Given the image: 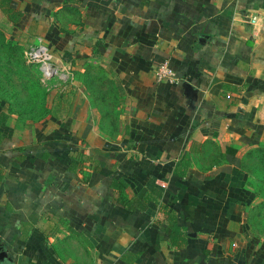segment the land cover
<instances>
[{
  "label": "crops",
  "instance_id": "1",
  "mask_svg": "<svg viewBox=\"0 0 264 264\" xmlns=\"http://www.w3.org/2000/svg\"><path fill=\"white\" fill-rule=\"evenodd\" d=\"M10 7L21 16L0 11V74L41 42L66 75L40 74L45 113L34 119L17 109L20 94H0L10 264H264L241 166L264 145V0ZM165 62L175 79L159 82ZM97 70L117 87L115 116L89 95Z\"/></svg>",
  "mask_w": 264,
  "mask_h": 264
},
{
  "label": "rangeland",
  "instance_id": "2",
  "mask_svg": "<svg viewBox=\"0 0 264 264\" xmlns=\"http://www.w3.org/2000/svg\"><path fill=\"white\" fill-rule=\"evenodd\" d=\"M1 48V46H0ZM4 49H0V56ZM15 51H17L15 49ZM16 53V52H15ZM2 59L0 58V63ZM13 62V63H12ZM5 70L8 72L0 74V94L4 97L20 94V98L24 97V101L20 100L17 102V109L20 112L22 108V103H24L27 98L28 91H23V84L25 82H35L38 75L37 69L26 65L24 58H14L12 61L5 59ZM23 66L27 67V74L23 70ZM91 66L87 65L86 67ZM87 85L88 92L92 98L93 105L95 108L103 112L104 109L112 110V115H116L117 103L120 101V97L117 92V87L107 78V76L102 73L101 70H97L96 73L92 75V78L88 81ZM113 97L111 100L112 105L106 104L104 97ZM37 113V111H35ZM23 115H28L27 112L22 113ZM113 127H116V120ZM241 166L244 171L249 176V185L256 192L258 197V203L253 209L252 217V227L255 235L264 241V145L251 149L250 151L244 152L242 154Z\"/></svg>",
  "mask_w": 264,
  "mask_h": 264
},
{
  "label": "built area",
  "instance_id": "3",
  "mask_svg": "<svg viewBox=\"0 0 264 264\" xmlns=\"http://www.w3.org/2000/svg\"><path fill=\"white\" fill-rule=\"evenodd\" d=\"M250 22L252 25H255V17H253ZM260 28L264 30V21H262ZM24 60L26 64L37 67L38 70L41 72L44 80L56 76H66L64 74H60L57 65H55L53 61L52 52L46 45L41 42L28 47L24 51ZM155 78L159 82L170 81L175 79V74L169 67L168 63L165 62L156 68Z\"/></svg>",
  "mask_w": 264,
  "mask_h": 264
},
{
  "label": "trees",
  "instance_id": "4",
  "mask_svg": "<svg viewBox=\"0 0 264 264\" xmlns=\"http://www.w3.org/2000/svg\"><path fill=\"white\" fill-rule=\"evenodd\" d=\"M10 1L11 0H0V11L7 17V19L12 23V24H17L18 20L20 19V14L13 8L10 7ZM0 37L3 38V34L0 32ZM27 66L30 67H35L33 65H28ZM23 70L25 71V73L27 74V67L23 66ZM37 69V79L35 82H25V84H23V91H28L27 94V98L24 103H22V108H20V112L25 113L27 112L28 115H30L29 117H31L32 119L40 117L41 115H43L45 113V107H44V103H45V99L47 96V90L46 87L41 83L40 81V71L38 70L37 67H35ZM24 101V100H23ZM35 111H37V113H35ZM34 115V118L33 116Z\"/></svg>",
  "mask_w": 264,
  "mask_h": 264
},
{
  "label": "water",
  "instance_id": "5",
  "mask_svg": "<svg viewBox=\"0 0 264 264\" xmlns=\"http://www.w3.org/2000/svg\"><path fill=\"white\" fill-rule=\"evenodd\" d=\"M11 260L5 252L0 251V264H10Z\"/></svg>",
  "mask_w": 264,
  "mask_h": 264
}]
</instances>
